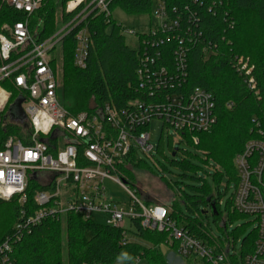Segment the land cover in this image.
I'll use <instances>...</instances> for the list:
<instances>
[{
  "label": "built area",
  "instance_id": "obj_1",
  "mask_svg": "<svg viewBox=\"0 0 264 264\" xmlns=\"http://www.w3.org/2000/svg\"><path fill=\"white\" fill-rule=\"evenodd\" d=\"M109 1H68L66 13L84 6L57 34L36 42L29 32V23L41 0H0V7L20 15L17 21L0 23V123L6 108L20 97L23 99L20 111L29 126V131L21 137L8 136L0 149V200L18 197L21 206L12 235L0 243V264H15L11 249L32 228L44 220H58L69 213L120 229L124 231V239H128L131 222L138 220L144 230L167 232L165 247L172 250L174 245L172 251L180 258L195 256L206 264H231L228 254L234 252L230 249L209 247L191 237L169 219L166 206L143 204L135 196V184L119 169L136 148L145 155L150 154L153 147L149 144L148 127L153 121L183 136L208 132L216 123L213 95L202 88L187 90L186 87V43L193 41L191 31L189 28L180 31V19H171L162 1L157 3L154 12L157 24L147 33H131L138 43L135 71L138 98L120 109L105 103L93 111L75 114L58 102L56 93L60 83L56 69L49 65L52 59L48 52L56 44L60 45L63 35L89 14L102 13L108 18ZM123 32L121 28L122 35ZM88 34L86 28H81L74 37L73 65L79 69L86 65ZM169 40L174 41L166 50L170 61L160 51ZM245 68L246 62L240 69ZM249 71L248 68L247 73ZM248 87L255 90L252 78L248 80ZM190 140L195 141V138L191 136ZM20 141L28 144L23 146ZM255 153L258 155L256 163L250 166L249 160ZM234 164L239 176L233 195L234 209L255 219L258 234L254 252L246 256L242 264H264V184H261L264 142L248 141L243 152L235 157ZM28 181L44 188L34 194L37 209L31 215L22 208L26 203L24 192ZM107 181L127 193V208L108 197ZM139 263L136 257L127 264Z\"/></svg>",
  "mask_w": 264,
  "mask_h": 264
},
{
  "label": "trees",
  "instance_id": "obj_2",
  "mask_svg": "<svg viewBox=\"0 0 264 264\" xmlns=\"http://www.w3.org/2000/svg\"><path fill=\"white\" fill-rule=\"evenodd\" d=\"M68 1L70 0H41L40 7L32 14L29 23V32L36 42L53 37L84 6L66 13L65 5ZM162 2L171 19H180V31L189 28L193 37L192 43H186L187 90L202 88L213 95L215 103V125L208 132L191 134L195 141L190 140V135L185 137H189V145L202 152V160L211 159L222 171L213 175L212 187L208 186L206 178L199 179L202 187L193 188L195 193L192 195L177 188L178 194L173 193L167 206V216L177 227L205 245H217L223 251L230 249L234 253L228 254V261L231 264H242L244 258L255 249L258 235L256 227L245 235L246 228L250 223L255 224V219L235 227L231 233L227 231L235 221L249 218L237 213L233 205V195L239 184L235 157L243 152L248 141L264 142V0ZM150 5L151 0H110L108 18L102 13L93 12L63 35L59 45L61 85L56 94L58 102L68 112L75 114L93 111L105 103L120 109L128 101L139 97L135 75L138 67L137 52L125 44L121 26L112 19L111 14L118 8L127 15L146 13L150 16ZM19 19V14L4 6L0 7V23ZM81 28H86L90 36L84 69L73 65L74 37ZM173 43L174 41L169 40L160 48L168 61L170 55L166 50ZM239 60L246 62L245 69H240L242 63L238 64ZM49 65L54 69L55 60L52 59ZM248 68L250 71L247 73ZM249 78L256 84L254 91L248 87ZM28 131L29 126L23 116L5 121V125L0 127V149L8 136L21 137ZM21 144L25 146L28 143ZM177 152L176 149H171V155L176 156ZM257 156L256 153L251 155L250 166H254ZM123 161L119 169L128 179H132L131 172L141 165V161L131 153ZM175 163L183 171L196 172L197 168L187 157ZM223 178L226 180L225 191L229 185L233 188L224 208L218 201V197L222 196L220 182ZM252 181L256 184L253 177ZM261 184H264V173ZM165 186L171 188L167 182ZM42 189L44 188L37 183L28 181L24 192L26 203L22 206L28 215L37 209L34 194ZM182 205L185 212L181 209ZM199 205L204 207L203 211H199ZM0 207L4 208L1 213L3 215L0 216L2 243L12 235L21 206L18 204V197H13L9 201L0 200ZM209 213L224 235L223 239L212 235L207 218ZM81 218L80 215L69 213L58 220H44L32 228L29 234L16 241L11 249V259L15 264H113L117 259L122 264H127L138 257L148 264H168L160 250L165 247L167 232L144 230L137 220L131 222L132 229L127 231L128 240L124 239V231L120 229ZM136 240L149 246L141 245ZM239 240L241 248L239 252H235V243ZM172 247L174 250V245Z\"/></svg>",
  "mask_w": 264,
  "mask_h": 264
},
{
  "label": "rangeland",
  "instance_id": "obj_3",
  "mask_svg": "<svg viewBox=\"0 0 264 264\" xmlns=\"http://www.w3.org/2000/svg\"><path fill=\"white\" fill-rule=\"evenodd\" d=\"M160 1L162 0H151L150 16L146 13H144V15H127L118 8L113 10L111 14L112 19L123 29L125 44L130 47L131 50L136 51L138 46L137 39L133 34L147 33L157 24V21L154 18V12L156 10L157 3ZM48 57L55 60V69L61 85V53L60 46L58 44H56L54 48L48 52ZM11 104L8 108H10ZM8 108L5 110L4 117L9 111ZM5 121L9 122L10 119L5 118V120H3L2 118L0 127H2ZM148 133L150 136L149 144L153 148L149 155L143 154L138 148L135 149L132 155L141 161V165L132 170V174L130 175V178L132 179H129L133 184H135L136 198H138L143 204L150 206L158 203L167 207L173 198V193L178 194V189L192 195L195 193L193 188H201L202 183L199 179L206 178L208 186L212 187V177L215 172H220L221 168L211 159L208 161L202 160L204 159L202 152L196 147L188 144L187 139L189 137L180 135L177 132L175 133L174 130H166L163 128L162 123L157 121H153L150 124L148 127ZM171 149H176L178 151L176 156L171 155ZM185 157H187L190 163L197 168L195 174L193 172L183 171L175 163L181 162ZM165 182L170 185V189L165 186ZM175 183L177 185H175ZM105 185L108 189V197L113 202L121 203L122 206L127 208L129 204V197L127 193L109 181L105 182ZM220 185V192L222 196L218 197V201L221 203V207L224 208L227 200L232 194L233 188L232 185H229L228 190L225 191L226 189L224 187L226 186V180L224 178L221 180ZM198 208L199 211L204 210L202 205H199ZM181 209L183 212L186 211L183 205L181 206ZM3 210L4 208L0 207V216L3 215L1 214ZM207 218L212 235L223 239L224 235L218 230L217 223L212 219L210 213L207 215ZM253 219L254 218L249 217L246 220L235 221L227 232L231 233L232 229L235 227L243 224L244 222L253 221ZM97 220L100 221V219ZM254 228L255 224L250 223L245 230L246 234H244L247 235ZM240 248L239 240L235 243V252H239ZM160 250L166 261H168V264H204L203 260L195 256L180 258L175 255L172 250L166 247H161ZM113 264H120V259H117ZM139 264L148 263L143 259Z\"/></svg>",
  "mask_w": 264,
  "mask_h": 264
},
{
  "label": "water",
  "instance_id": "obj_4",
  "mask_svg": "<svg viewBox=\"0 0 264 264\" xmlns=\"http://www.w3.org/2000/svg\"><path fill=\"white\" fill-rule=\"evenodd\" d=\"M22 101H23V99H21L20 97H19V99L15 100L14 103L12 104V106L9 108V113H12L14 111H20V105H21ZM172 156H174V154H172Z\"/></svg>",
  "mask_w": 264,
  "mask_h": 264
},
{
  "label": "flooded vegetation",
  "instance_id": "obj_5",
  "mask_svg": "<svg viewBox=\"0 0 264 264\" xmlns=\"http://www.w3.org/2000/svg\"><path fill=\"white\" fill-rule=\"evenodd\" d=\"M23 115L21 114L20 111H14L12 113H8L7 115V118H9L10 120H13V119H17V118H20L22 117Z\"/></svg>",
  "mask_w": 264,
  "mask_h": 264
},
{
  "label": "crops",
  "instance_id": "obj_6",
  "mask_svg": "<svg viewBox=\"0 0 264 264\" xmlns=\"http://www.w3.org/2000/svg\"><path fill=\"white\" fill-rule=\"evenodd\" d=\"M134 241H135V240H134ZM136 241H137V243H140L141 245H143V244H144V245H145V246H147V247L149 246V245H147V243H145V242L143 243V242H142V241H140V240H136ZM142 243H143V244H142ZM174 254H175V253H174ZM120 264H122V262H121V261H120Z\"/></svg>",
  "mask_w": 264,
  "mask_h": 264
}]
</instances>
